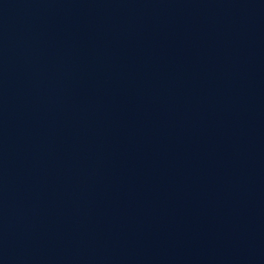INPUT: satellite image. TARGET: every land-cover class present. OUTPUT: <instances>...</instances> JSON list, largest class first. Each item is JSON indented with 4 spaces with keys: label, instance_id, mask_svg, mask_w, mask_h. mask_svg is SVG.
<instances>
[{
    "label": "water",
    "instance_id": "water-1",
    "mask_svg": "<svg viewBox=\"0 0 264 264\" xmlns=\"http://www.w3.org/2000/svg\"><path fill=\"white\" fill-rule=\"evenodd\" d=\"M0 264H264V0H0Z\"/></svg>",
    "mask_w": 264,
    "mask_h": 264
}]
</instances>
